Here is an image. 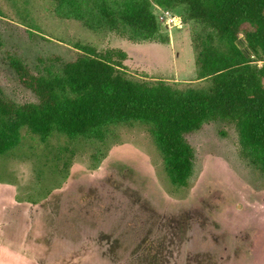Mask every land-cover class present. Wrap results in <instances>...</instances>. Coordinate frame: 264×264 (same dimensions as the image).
<instances>
[{"label": "rangeland", "instance_id": "obj_1", "mask_svg": "<svg viewBox=\"0 0 264 264\" xmlns=\"http://www.w3.org/2000/svg\"><path fill=\"white\" fill-rule=\"evenodd\" d=\"M0 10V95L16 104L35 97L10 58L56 71L80 55L78 44L124 51L134 79L206 86L195 65L203 28L184 7L170 22L155 4L160 31L147 42L62 20L54 0H0ZM150 130L71 142L23 131L0 157V264H264V175L242 157L236 129L209 123L188 137L187 187L172 184Z\"/></svg>", "mask_w": 264, "mask_h": 264}, {"label": "trees", "instance_id": "obj_2", "mask_svg": "<svg viewBox=\"0 0 264 264\" xmlns=\"http://www.w3.org/2000/svg\"><path fill=\"white\" fill-rule=\"evenodd\" d=\"M54 2L62 20L133 42L159 35L155 4L168 11L184 7L203 28L195 41V65L206 86L181 89L165 80L134 79L120 49L100 53L78 44L76 59L37 74L12 57L11 71L35 102L16 104L0 95V157L21 144L23 131L42 141H102L118 127L142 124L150 127L172 184L187 187L195 162L188 137L209 123H222L236 129L242 157L264 175V0ZM82 211L75 208L76 215Z\"/></svg>", "mask_w": 264, "mask_h": 264}, {"label": "built area", "instance_id": "obj_3", "mask_svg": "<svg viewBox=\"0 0 264 264\" xmlns=\"http://www.w3.org/2000/svg\"><path fill=\"white\" fill-rule=\"evenodd\" d=\"M168 11V10H167ZM170 16V12L168 11V12H166L165 14H164V16H162L161 17V19H164L165 17L170 21V22H172L173 21V19L171 18V16Z\"/></svg>", "mask_w": 264, "mask_h": 264}]
</instances>
